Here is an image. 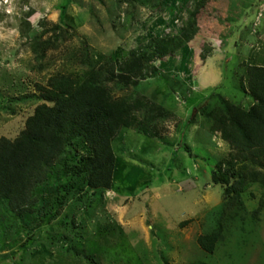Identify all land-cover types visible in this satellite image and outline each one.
Returning a JSON list of instances; mask_svg holds the SVG:
<instances>
[{"label":"rangeland","instance_id":"rangeland-1","mask_svg":"<svg viewBox=\"0 0 264 264\" xmlns=\"http://www.w3.org/2000/svg\"><path fill=\"white\" fill-rule=\"evenodd\" d=\"M194 3L195 0H0V75L7 72L33 89L34 83L45 85L56 73L83 72L82 62L92 53H104L105 64L110 66L112 61L118 67L129 61L131 49L148 39L180 34L187 10L193 9ZM196 21L205 31L202 34L196 31L193 42L184 45L176 56L154 59L143 67L144 78L141 74L137 76L136 87L129 85L123 90H112L116 97L131 96L136 88L147 96L150 113L163 118L151 125L146 122L144 127H149L154 138H159L160 134L162 140L148 138L132 128L123 129L112 142L116 156L112 181L114 195L109 194L113 195V200L107 201L118 202H110L105 207L106 212L101 200L97 196L92 198L94 217L84 221V231L81 230L85 234L82 247L101 264H137L142 256L146 260L155 251L166 252L171 247L164 241L157 243L158 246L154 244L157 234L161 235L165 227L179 222L189 212L193 222L187 224L188 230L183 234L185 252L179 249V257L174 255L172 261L178 264H264V197L263 211L256 220L255 229L243 232L241 238L244 239L227 236L211 255L203 253L195 242L196 236L205 231L208 211L222 201L223 189L211 183V168L231 152L230 145L219 133L209 134L208 123L195 106L201 102L204 109L205 106L216 109L218 99L207 100L202 96L204 93H215L216 97L231 102V89L241 91L238 64L264 66V0H205ZM57 24L61 25L58 29ZM40 32H43L42 40L50 44L44 57L37 60L31 37ZM201 46L212 49L205 54L206 60L197 54ZM222 56L227 57L226 62H234L229 78L223 77L218 89H210L205 84L204 89L197 90L198 68L210 78L211 84H216V61ZM118 75L115 73L114 81L109 83L112 88L120 83ZM183 77L192 83L191 90L185 89ZM0 90L4 91L1 84ZM200 97L205 100L200 101L203 99ZM153 102L160 103L163 108ZM245 103L243 100L239 105ZM6 107L25 112V108L13 102L6 101ZM2 108L0 104V133L6 134L13 121ZM184 145H189L191 156L184 151ZM53 173L54 176L34 193L41 208L50 203L60 181L56 168ZM245 193L247 208L252 211L264 196V189L254 184ZM121 209L128 226H119ZM80 216L84 219L87 215L81 211L77 217ZM133 217L135 222L131 220ZM37 218V213L15 217L0 205V240H6V264H35L36 259H31L24 247L19 251L18 245L26 240L20 233L32 228ZM141 222L146 229L154 223L152 237L149 233L152 229H149L147 238L139 239L144 235ZM46 230H49L48 225L44 232ZM74 241L80 242V239L75 237ZM184 241L181 239V243ZM238 241L240 249L235 247ZM31 245L30 242L28 248L34 246ZM63 251L59 246L53 249V253ZM73 254V251L68 255L60 253L58 264H87L85 256L77 258ZM185 256H197L198 261L187 260ZM149 261L144 264H161L157 260Z\"/></svg>","mask_w":264,"mask_h":264},{"label":"trees","instance_id":"trees-1","mask_svg":"<svg viewBox=\"0 0 264 264\" xmlns=\"http://www.w3.org/2000/svg\"><path fill=\"white\" fill-rule=\"evenodd\" d=\"M204 1L195 0L193 9L187 10L180 34L148 39L131 49L129 61L118 67L112 61L110 66L105 64L104 53H92L82 62L83 72L56 73L45 85L34 83L33 89L7 72L0 75L4 89L0 90V104L13 121L6 134L0 133V205L15 217L37 213L35 225L20 233L26 240L18 245L19 251L25 249L31 259H36L35 264H58L60 253L68 255L71 251L77 258L85 256L87 264H101L82 247L85 244L75 242L74 238L82 242L84 221L94 217L92 198L97 196L107 212L104 194L112 188L116 162L112 142L123 129L132 128L148 138L162 140L160 134L154 138L149 127H144L146 122L151 125L163 118L150 113L148 97L136 91L137 88L133 95L122 97L114 96L112 90L136 87L137 76L141 74L144 78L143 67L154 59L175 56L195 34L196 16ZM60 26L57 24L56 28ZM42 35L40 32L31 37L37 60L44 57L50 44L42 40ZM208 51L200 57L205 59ZM233 66V60L223 62L222 78H229ZM115 73H119L120 83L112 88L109 83L114 81ZM152 74L157 75L154 71ZM238 79L241 91L231 89V102L212 93L207 100L218 99L216 109L209 106L204 109L202 105L195 108L206 119L209 134L219 133L231 148L228 156L211 168L210 180L222 187V201L210 208L205 231L196 238L202 252L209 255L216 252L227 236L244 239L241 234L255 229L263 209L264 196L249 211L245 192L254 184L264 189V66L242 62L238 64ZM243 100L247 103L240 106ZM6 101L20 104L25 112L6 107ZM183 149L191 156L189 145ZM54 168L60 174V181L50 203L41 208L34 193L54 176ZM81 211L86 213V218L77 217ZM47 225L50 233L44 232ZM30 242L34 246L28 248ZM55 246L64 251L53 253ZM240 246V241L235 243L236 249Z\"/></svg>","mask_w":264,"mask_h":264},{"label":"crops","instance_id":"crops-1","mask_svg":"<svg viewBox=\"0 0 264 264\" xmlns=\"http://www.w3.org/2000/svg\"><path fill=\"white\" fill-rule=\"evenodd\" d=\"M200 21V17L198 18V22ZM198 22H197V24H198ZM196 24V27H197V29H196V31L197 32H200L201 34L205 31V28L203 27V26H201V25H197ZM212 28V25H210L209 26V32L212 30L211 29ZM194 36L191 38V40L189 41V42H187V44H189V43H191V42H193V40H194ZM186 44V45H187ZM201 48V49H200ZM199 49H197V54L200 56L202 53L204 54V52L205 51H207V50H212L211 49V47H203L202 48V46L200 47ZM181 50V49H180ZM182 50H183V48H182ZM209 51L208 52H206L207 53V55L209 54ZM205 53V54H206ZM178 54V53H177ZM176 54V55H177ZM175 55V56H176ZM223 55V54H222ZM210 56V55H209ZM174 57V56H173ZM201 58V57H200ZM205 60H206V57H205ZM225 60H227V57H221V59H220V61L218 60V61H216V62H218V64H217V67H216V76L214 77V79L216 80V84L215 83H213V84H211V81H210V78H207V76H205V75H203V74H201V72H200V68H198V71L196 72V77L198 78H196L195 79V86L196 87H198V89L197 90H202V89H204L203 87H204V85L205 84H207V87L209 88L210 87V89H213V88H215V87H217L218 85H220V82L222 81V67H223V62L225 61ZM235 79V78H234ZM183 80H184V82L186 83V89H189V90H191L192 89V87H193V85H192V83L188 80V79H186V77H183ZM205 81V82H204ZM192 82H193V80H192ZM189 86V87H188ZM188 87V88H187ZM202 95V94H201ZM204 98H208L209 97V95H208V93H204L203 95H202ZM203 97H200V98H203ZM201 99L200 101H204L205 99ZM231 98H232V96H231ZM232 100H233V98H232ZM202 101V102H203ZM201 103V102H200ZM200 103L198 104V105H196L195 107H198L199 105H200ZM113 190H112V188L109 190V191H106L105 192V194H107V197H105V195H104V202H105V206L106 207H108V205H109V203L110 202H114V201H107L108 199L109 200H113ZM109 194H113V195H109ZM114 197H116V196H114ZM118 201L116 200L114 203L116 204ZM119 204V203H118ZM108 212V211H107ZM124 211L121 209V210H119V212H118V221H119V226H121V225H126V226H128L127 225V223H125L124 222ZM142 217V216H141ZM187 219V218H189V221H184V219ZM185 218H183V219H180V221L179 222H176V223H173L174 225H172V226H168V227H165V229L163 230V232L161 233V235L160 234H157V240L155 241V245L156 246H158L159 244H157V243H160L161 241H164V243H166L167 245H169L171 248L170 249H168L166 252H164V253H161V252H156L155 251V254H153L152 253V256L151 257H149L148 259H146V260H144V259H142L143 258V256L140 258V263H137V264H144V261H146V262H149L150 263V259H153V261H159L160 263H162V262H166V264H170L169 262H172V264H178V263H176L177 261H172V259H173V257H174V255L175 256H178L179 257V255H180V253H179V249L180 250H184V247H185V241H184V239L183 238H185V236L183 237V234L184 233H186L185 231H186V229L188 230V226L189 225H187V224H190V223H192L193 221H191L192 220V214L189 212V214L185 217ZM132 222H135V217H133L132 219ZM132 224H134V223H132ZM141 224H142V222H141ZM153 225H154V223H152V225H151V227L150 226H148L147 227V229L143 226V224H142V228H143V230H144V235H143V237H140L139 239H145V238H147V236H146V233H148V230L149 229H152V232H149L150 233V235H151V237H152V233H154V229H153ZM174 228H175V232H173V230H174ZM202 232H200L198 235H200ZM197 235V236H198ZM197 236H196V238H197ZM196 238H195V242H196ZM181 239L184 241L183 243H181ZM0 243L2 244V248H0V264H6V240L5 239H3V240H0ZM80 243H82L81 241H80ZM143 243V245H145L144 244V242H142ZM173 244H174V246L175 247H173ZM178 244L180 245V247H178ZM151 245V244H150ZM160 245H162L163 246V244H160ZM199 247V246H198ZM184 252H185V250H184ZM147 255V254H146ZM161 255V256H160ZM10 255H8L7 257H9ZM148 257V256H147ZM172 258V259H171ZM185 258L188 260V259H190V258H192V259H196V262L198 261V258H197V256H185ZM182 259H184V257L182 258ZM180 261V260H179ZM10 264H12V263H10Z\"/></svg>","mask_w":264,"mask_h":264}]
</instances>
